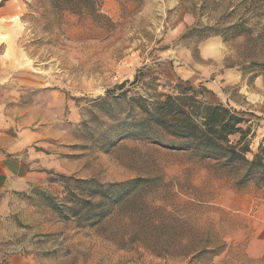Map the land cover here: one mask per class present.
<instances>
[{"label":"rangeland","instance_id":"obj_1","mask_svg":"<svg viewBox=\"0 0 264 264\" xmlns=\"http://www.w3.org/2000/svg\"><path fill=\"white\" fill-rule=\"evenodd\" d=\"M254 5L0 0V8L6 7L1 24L14 26L3 37L9 46L0 103L20 113L31 106L50 133L60 129V138L49 137L43 147L57 155L60 167L48 170L43 186L13 204V250L29 255L33 264H264L262 170L240 182L244 164L222 166L142 139L110 146L104 127L83 123L92 102L124 82L130 96L153 99L188 84L206 102L244 116L242 127L250 129L247 158L253 160L264 149V18L256 16ZM207 28L220 34L201 33ZM27 75L40 76L44 86L26 87ZM239 139L240 134L231 138L234 144ZM59 176L104 184L150 181L91 227L48 204L46 194L64 200Z\"/></svg>","mask_w":264,"mask_h":264},{"label":"trees","instance_id":"obj_2","mask_svg":"<svg viewBox=\"0 0 264 264\" xmlns=\"http://www.w3.org/2000/svg\"><path fill=\"white\" fill-rule=\"evenodd\" d=\"M253 2V12L259 19L264 18V0ZM235 28L233 26L227 31ZM217 29L207 28L201 33H206L208 37L219 35L220 30ZM137 81L138 78L132 84ZM126 83L107 91L106 97L92 102L89 121L83 122L85 126L96 124L104 127L102 133L104 136L107 134L110 146L128 138L142 139L168 151L191 153L204 160H214L222 166L244 164L247 168L240 182L251 179L254 172L260 169L263 171L260 181L264 182V149L260 147L253 160L247 158L251 153L246 141L250 129L242 127L246 120L239 112L220 103L206 102L203 93L188 84L174 85L173 93L156 95L153 99L130 96ZM119 110L123 111V115L119 114ZM237 134H240V139L234 144L231 138ZM59 177L64 200L58 202L55 197L46 194L48 204L64 218H76L79 223L91 227L108 219L117 206L133 197L150 181L136 178L104 184L96 179Z\"/></svg>","mask_w":264,"mask_h":264},{"label":"crops","instance_id":"obj_3","mask_svg":"<svg viewBox=\"0 0 264 264\" xmlns=\"http://www.w3.org/2000/svg\"><path fill=\"white\" fill-rule=\"evenodd\" d=\"M4 8H0V71L7 62L9 46L3 37L14 31L13 24H1ZM22 80L28 88L44 86L40 76L27 75ZM35 111L27 106L20 113L0 103V264H33L29 255L13 250L17 248L10 234L11 218L15 215L13 204L18 203L20 194L43 186L49 179L48 170L61 165L57 155L43 148L49 137L60 138V129L50 133Z\"/></svg>","mask_w":264,"mask_h":264}]
</instances>
